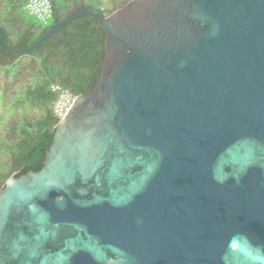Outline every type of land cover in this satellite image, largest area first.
<instances>
[{
    "label": "water",
    "instance_id": "obj_1",
    "mask_svg": "<svg viewBox=\"0 0 264 264\" xmlns=\"http://www.w3.org/2000/svg\"><path fill=\"white\" fill-rule=\"evenodd\" d=\"M85 15L101 79L0 192V264H264V0L84 8L14 54Z\"/></svg>",
    "mask_w": 264,
    "mask_h": 264
},
{
    "label": "trees",
    "instance_id": "obj_2",
    "mask_svg": "<svg viewBox=\"0 0 264 264\" xmlns=\"http://www.w3.org/2000/svg\"><path fill=\"white\" fill-rule=\"evenodd\" d=\"M134 0H50L48 26L31 17L29 0H0V104L13 114L0 126V192L11 178L40 172L62 122L55 114V85L75 98L94 91L107 56L106 32L93 16H81L23 57L57 23L84 8L105 18ZM3 111V112H4ZM2 115V114H1Z\"/></svg>",
    "mask_w": 264,
    "mask_h": 264
},
{
    "label": "built area",
    "instance_id": "obj_3",
    "mask_svg": "<svg viewBox=\"0 0 264 264\" xmlns=\"http://www.w3.org/2000/svg\"><path fill=\"white\" fill-rule=\"evenodd\" d=\"M26 10L28 14L40 22L43 26H48L53 19V9L50 0H29ZM56 94L55 114L58 118L64 119L75 104L76 98L59 85L53 87Z\"/></svg>",
    "mask_w": 264,
    "mask_h": 264
},
{
    "label": "rangeland",
    "instance_id": "obj_4",
    "mask_svg": "<svg viewBox=\"0 0 264 264\" xmlns=\"http://www.w3.org/2000/svg\"><path fill=\"white\" fill-rule=\"evenodd\" d=\"M35 20V18H34ZM37 21V20H35ZM4 109L2 108L1 104H0V126L9 119L10 115L13 114V110H9L8 112L4 111ZM2 114V115H1Z\"/></svg>",
    "mask_w": 264,
    "mask_h": 264
}]
</instances>
